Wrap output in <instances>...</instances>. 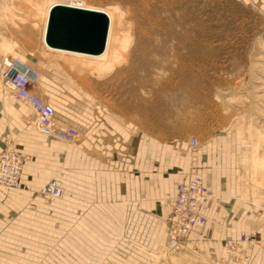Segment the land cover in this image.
Instances as JSON below:
<instances>
[{
	"label": "rangeland",
	"instance_id": "obj_1",
	"mask_svg": "<svg viewBox=\"0 0 264 264\" xmlns=\"http://www.w3.org/2000/svg\"><path fill=\"white\" fill-rule=\"evenodd\" d=\"M59 4L108 15L101 53L46 43L49 15ZM9 55L33 65L40 80L49 84L56 122L78 131L66 141L68 146H75L95 126L100 127L92 130L94 136L110 128L127 134L129 160L140 148L142 154L157 158L158 144L164 142L179 143L188 153L190 139L195 138L193 147L214 144L216 152L237 160L246 189L264 196V0H0V61ZM1 86L10 96L2 82ZM39 89L38 85L35 90L46 98ZM89 152L107 158L94 145ZM165 152L166 160L172 157L170 149ZM174 165L181 174L184 162ZM88 177L86 182H92ZM52 179L63 185V171L45 184ZM40 190L43 199H54ZM95 228H64L61 233L69 240H53L44 248L51 264H79L75 252L81 249L82 254L83 247L86 264H127L129 226H118L113 244L92 240ZM38 230L45 233L46 226ZM78 234L85 240L83 246ZM111 247L112 258L90 256L93 250ZM173 249L172 245L151 254L146 264H180Z\"/></svg>",
	"mask_w": 264,
	"mask_h": 264
},
{
	"label": "crops",
	"instance_id": "obj_2",
	"mask_svg": "<svg viewBox=\"0 0 264 264\" xmlns=\"http://www.w3.org/2000/svg\"><path fill=\"white\" fill-rule=\"evenodd\" d=\"M38 85L40 93L55 107L47 81L40 80ZM99 127L90 128L75 146L41 134L32 108L7 95L0 80V152L11 148L25 157L20 186L0 184V264H51L44 248L53 240H69L61 231L71 225L85 229L86 225H94L100 229L99 237L96 239L95 228L90 232L91 239L112 244L117 241L118 226H129L127 264H146L151 254L157 255L172 245L180 264L183 260L190 264H264V196L246 189L237 160L216 152L214 144L198 149L189 141L188 153L179 143L164 142L158 144L157 158L149 152L142 154L140 148L129 160V136L113 128L94 136L92 130ZM110 133L116 136L108 137ZM92 145L107 158L89 152ZM167 149L172 151L168 160L164 153ZM177 162H184L181 174L171 166H177ZM60 170L65 194L62 198L43 199L38 195L40 188ZM192 170L207 186L203 208L206 222L176 245L170 238L167 220L175 186ZM88 176L93 178L92 182L88 180L90 183L86 182ZM42 226H46L45 233L38 230ZM243 234L250 240L240 241L237 250L229 251V242L240 240ZM78 236L83 246L85 240L82 234ZM81 251L78 249L75 256L79 264H86ZM90 253L94 257L115 256L112 247Z\"/></svg>",
	"mask_w": 264,
	"mask_h": 264
},
{
	"label": "built area",
	"instance_id": "obj_3",
	"mask_svg": "<svg viewBox=\"0 0 264 264\" xmlns=\"http://www.w3.org/2000/svg\"><path fill=\"white\" fill-rule=\"evenodd\" d=\"M40 71L27 61L17 56H5L1 60L0 80L10 96L29 105L36 116L37 130L48 137L65 141L73 140L78 131L69 124L56 122V110L52 103L43 98L35 88L38 86ZM191 146L197 145L192 138ZM25 157L14 149L0 152V184L17 187L20 184L21 172ZM192 174L183 179L176 187L172 202L171 214L168 217L170 238L179 244L183 236L206 222L203 213L204 201L207 199V186L203 178L192 170ZM40 193L45 197L60 198L64 194L62 182L52 179L45 184ZM250 236L243 234L240 240H232L228 244L229 251H235L240 241H249Z\"/></svg>",
	"mask_w": 264,
	"mask_h": 264
},
{
	"label": "water",
	"instance_id": "obj_4",
	"mask_svg": "<svg viewBox=\"0 0 264 264\" xmlns=\"http://www.w3.org/2000/svg\"><path fill=\"white\" fill-rule=\"evenodd\" d=\"M108 26L105 12L56 6L51 12L46 41L54 47L99 53L105 47Z\"/></svg>",
	"mask_w": 264,
	"mask_h": 264
},
{
	"label": "bare ground",
	"instance_id": "obj_5",
	"mask_svg": "<svg viewBox=\"0 0 264 264\" xmlns=\"http://www.w3.org/2000/svg\"><path fill=\"white\" fill-rule=\"evenodd\" d=\"M62 4H59V5H55L52 9H51V12H52V10L56 7V6H61ZM62 6H68V7H71V8H74V9H81V10H89V11H99V10H91V9H86V8H79V7H75V6H70V5H62ZM51 12H50V15H49V20H48V26H47V31H48V27H49V22H50V17H51ZM103 12V11H102ZM108 16V15H107ZM109 18V17H108ZM108 28H109V26H108ZM46 36H47V32H46ZM46 39V38H45ZM46 43H47V41H46ZM49 46H51L49 43H47ZM106 44V43H105ZM51 47H53V48H59V49H65V50H72V51H80V50H73V49H67V48H61V47H54V46H51ZM103 51V50H102ZM101 51V52H102ZM81 52H86V53H91V52H87V51H81ZM101 52H99V53H101ZM92 54H98V53H92ZM23 60V59H22ZM192 139V138H191ZM191 139H190V141H191ZM59 140H61V139H59ZM22 170H23V167H22ZM22 173V172H21ZM192 174V173H191ZM191 174H189V176L191 175ZM189 176H187L186 178H188ZM183 179V178H182ZM180 183V182H179ZM178 183V184H179ZM177 184V185H178ZM177 185H176V187H177ZM42 189V188H41ZM171 214V213H170ZM170 216V215H169ZM191 232V231H190ZM187 235V234H186Z\"/></svg>",
	"mask_w": 264,
	"mask_h": 264
}]
</instances>
